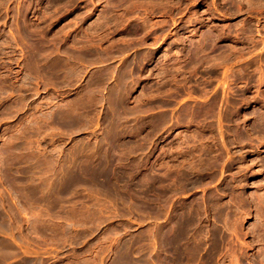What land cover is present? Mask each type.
I'll list each match as a JSON object with an SVG mask.
<instances>
[{"label":"rangeland","instance_id":"374dc122","mask_svg":"<svg viewBox=\"0 0 264 264\" xmlns=\"http://www.w3.org/2000/svg\"><path fill=\"white\" fill-rule=\"evenodd\" d=\"M0 225V264H264V0H0Z\"/></svg>","mask_w":264,"mask_h":264},{"label":"bare ground","instance_id":"6f19581e","mask_svg":"<svg viewBox=\"0 0 264 264\" xmlns=\"http://www.w3.org/2000/svg\"><path fill=\"white\" fill-rule=\"evenodd\" d=\"M1 226V225H0ZM7 229V228H6ZM170 234V233H169ZM156 236V235H155ZM166 237V236H165ZM170 237V236H169ZM153 240V239H152ZM168 241V240H167ZM3 248V247H2ZM4 250V249H3ZM2 251V250H1ZM7 254V253H6ZM39 264V263H38ZM41 264V263H40Z\"/></svg>","mask_w":264,"mask_h":264}]
</instances>
